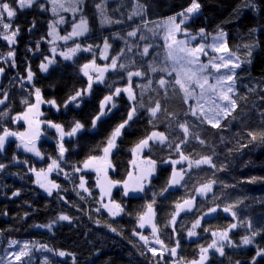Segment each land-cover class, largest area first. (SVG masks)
<instances>
[{
    "label": "trees",
    "instance_id": "trees-1",
    "mask_svg": "<svg viewBox=\"0 0 264 264\" xmlns=\"http://www.w3.org/2000/svg\"><path fill=\"white\" fill-rule=\"evenodd\" d=\"M139 2L147 4V12L143 20L135 16L130 21L128 16L136 7L134 0H107L105 15L121 23L101 24L100 10L95 5L102 0H82L79 8L89 25V32L82 38V43L98 47L104 38H108L111 44L109 59L124 49L125 58L118 62L130 64L131 58L137 67L152 64L163 67L164 38L162 31L153 25L181 12L191 0ZM198 2L200 12L182 27L192 35L201 28L206 35H214L221 30L226 32L228 47L241 64L236 71L232 94L237 107L221 120L219 128H214L191 115L194 99L184 101L179 86L174 85L175 74L166 77L172 82L166 92L157 83L164 73L149 71L143 80L134 77V86L146 84L147 79H151L153 84L143 90L135 88L138 99H141L143 91L145 108H141L138 116L122 130L116 140L117 147L109 157L112 165L110 178L121 182L110 194V200L120 203L124 209L116 217L103 207L96 173L82 167L89 156L101 154L111 132L127 118L131 102L126 93H121L114 98L116 106L112 111L102 117L95 128L91 127V120L98 114L103 97L111 94L110 89L114 91L113 86L123 88L127 85L126 72L123 69L106 72L104 82L93 83L90 94L83 97L79 106L69 104L66 107V100L74 95L75 90L87 88V78L81 69L83 64L91 62V54L79 53L70 60L56 59L47 72H42L39 65L49 56L43 42L48 37V23L52 19L50 5L47 0H38L32 7L17 10L13 26H18L20 31L15 43L10 45L0 34V67L5 69L2 89L9 93V100L0 106V111L8 113L0 119V126L11 131L17 128L13 118L26 107L21 101L32 103L34 88L41 89L44 102L54 100L56 104L55 107H42V123L37 138L41 158L21 150L15 138L7 139L4 151L0 152V163L5 165L0 170V257L7 258V253L15 254L23 242H30L33 249L29 264H43L45 258L52 264H188L198 259L201 247L212 243L215 239L213 232L228 229L236 223L237 228L229 231V239L234 246L225 242L223 256L210 250L205 264H236L237 261L252 264L253 257L256 264H264V257L256 256L257 250L264 248V139L261 138L264 135V0H256L255 10L245 6L246 0ZM145 21L147 26L142 27L140 34L145 35L147 43L152 45L150 56H133L127 53L128 46L137 43L143 46L145 42L138 38L118 37L138 25H144ZM9 51L15 53L14 57H8ZM157 55L159 60L155 59ZM13 59L16 71L21 72L17 77L11 68ZM29 67L34 73L31 83L26 79ZM156 101L161 103L162 111L150 123L152 118L146 108L154 106ZM168 114L175 115L169 117ZM176 118L190 126L187 142L181 145L180 151L193 160L210 156L216 167L202 165L188 170L187 162L178 164L177 169H185L187 175L180 185L169 187L172 165L168 161L179 158L177 150L170 145L185 140L182 130L175 122H170ZM74 120L83 123L85 130L75 137H64L63 143L68 151L61 159L58 152L60 133L49 122L62 124L67 132ZM153 130L165 132L168 136L166 143H155L142 151L145 158L156 161V171L143 192L125 197L122 182L128 178L131 169L132 149ZM250 133L256 136L255 140L250 138ZM53 159H58L59 168L50 173V179L58 188H54L50 195L37 184L34 171L30 169L45 170ZM76 168L80 171H75ZM81 176L88 191L79 187ZM253 177L257 178L254 182ZM209 181H215L212 191L205 196L197 195L196 189ZM16 191L19 195L13 196ZM162 192L164 194L159 195ZM193 197L192 211H183L177 216L173 233L172 227L166 225L175 212V205ZM153 201L158 238L168 248L179 241L176 257L167 252L162 260L152 257L147 251L148 245L139 239L141 234L150 239L153 236L150 229L139 227L138 220L139 215L147 211V204ZM213 207L217 211L209 213ZM225 207H232L236 215L225 212ZM61 214L71 217V221L59 220ZM196 219L201 220V225L195 229L197 235L189 237L187 232ZM111 228L116 231H111ZM252 231L258 235L251 244L243 245L242 237ZM13 240L19 242L14 247L10 246ZM60 251L66 255L60 257Z\"/></svg>",
    "mask_w": 264,
    "mask_h": 264
},
{
    "label": "snow or ice",
    "instance_id": "snow-or-ice-1",
    "mask_svg": "<svg viewBox=\"0 0 264 264\" xmlns=\"http://www.w3.org/2000/svg\"><path fill=\"white\" fill-rule=\"evenodd\" d=\"M38 3V0H0V33H9L4 35V39L8 41L9 44H14L15 39L19 34V27L14 25V17L17 14V10H23L26 7H32L34 4ZM53 4H56L59 8H64V4H57V0H52ZM82 0H75V2H70L67 10H72L75 12H82V9L78 7V4H81ZM136 5L133 13L128 16V19L131 21L135 16H140L143 20L144 15L147 12V4L140 3L139 0H134ZM245 6L247 8L255 10L256 0H246ZM41 9L44 8V5H40ZM97 9L100 10L101 14V24H112V23H121L119 20H110L105 15L106 8V0H102V3H97L95 5ZM201 8L198 0H191V3L188 7L183 9L181 12L177 13L174 16L169 17L166 21L163 22V29L165 32L164 35V60L162 61L163 67H157L154 64L147 66H136V61L134 59H130V64H125L121 61L125 58V50L121 49L120 54L118 56H112L110 59V63L104 65V67L100 68L95 66V58L89 63H85L82 65L83 75L86 76L87 79V88L83 90H75L74 95H70L65 102V106L67 107L69 104H75L79 106V104L83 101V97L85 95L90 94L94 80L93 76L90 74L89 69H93L98 74L95 76V82H104V75L108 71H116L117 69H123L126 72L127 85L123 88L114 87V91L110 89L111 94L105 95L103 99L99 103V112L94 115L91 120V127L95 128L97 126L98 121L102 119L105 115L110 113L112 109L116 106L114 103V98L119 97L121 93L127 94V99L130 101L129 110L127 111V118L123 120L118 126L114 128L108 137L103 151V157L91 155L89 156L83 163L84 168H93L96 167L98 172L103 171L105 175V182L107 184V189L103 186L101 187V191L104 195L110 196L111 188L120 181H110L107 179V169L111 168L112 165L108 161V155L112 152L114 148L117 147L116 140L121 136L122 130L125 129L131 121L134 120L138 116L139 110L141 108H145V104L142 102L143 91H141V99H138L135 88H140L143 90L144 88H150L153 84L151 79H147L146 84L138 83L134 86L133 78H140L141 80L146 79L148 72L152 73H164L160 79L157 81L161 89L167 91V86L172 83L166 77H170L175 74L174 85L179 86V90L183 94V99L185 102L188 101L189 98L196 99V108H191L190 112L193 117H197L201 120V122H206L214 128H219L221 126V120L231 115V112L234 111L237 107L236 99L233 98L234 85L236 81V69L241 67V64L238 63V57L231 53V50L228 47L227 40L225 38L226 34L221 30L217 33L215 37H213V43L210 45L212 50L216 53H221V55L216 62L209 60L207 64L202 63L200 60V55H207L206 46L205 45H197L195 47H189L190 39H178V34L183 35L185 37L190 34L187 32V29L182 27L189 21L193 14L197 13ZM56 11V8H53V12ZM63 23V18L60 20ZM34 26V24H33ZM147 22L145 21L144 25H138L135 28L127 31L123 36H119L118 38L127 39V38H138L139 41H144V45L141 46L139 43L133 45H129L127 48V53H132L133 56L139 54L141 57L150 56V48L151 44L147 43V37L145 35L140 34L142 27H146ZM53 31H55L54 26ZM200 34L204 35L205 30L201 28ZM89 32L88 20L85 16L81 15L78 21L74 18L72 23V30L66 36L60 37L62 40H70L74 38H78L81 36H85ZM52 33H49L51 35ZM191 39H195V37H191ZM135 47V51H134ZM254 47V46H253ZM111 48V44L109 43L108 38H104L103 40V50L101 52V58L104 60H108V51ZM142 49V50H141ZM93 45H88L86 48H82L79 43H76L74 47L69 48L67 52H61L60 55L63 56L66 60L72 59L77 52L80 51H88L92 52ZM245 50L248 48L245 46ZM52 53L55 54L56 49L53 48ZM250 54V53H249ZM15 53L13 51H9L8 57H14ZM156 60H159V56L155 57ZM46 62H42L39 67L42 72H47L49 70L50 65L55 63L53 58L46 57ZM12 67H15L14 59L12 61ZM134 69V70H132ZM214 70V73L210 76L209 72ZM222 70H225L222 72ZM5 69L0 67V74H3ZM34 73L31 71L29 67L26 71V79L29 83L33 80ZM214 80V82H210ZM34 87V86H33ZM34 95L36 102L30 103L28 100L21 101L26 105V111L20 115L15 117L16 120L24 119L27 121L29 125V132H15L9 130L7 127L0 126V152H3L5 149V143L9 137H16L19 139L20 144L18 147H23L25 151L34 153L36 156H40L41 153L36 147L35 140L39 136V121L36 117L39 115V104L43 103L41 97V89L34 88ZM9 100V93L6 91H0V105H5ZM55 106L56 102L54 100L47 101ZM146 111L150 113L151 120L150 123H153L157 118L158 113L162 111L161 103L156 101L154 106H149L146 108ZM8 113L0 111V119L5 118ZM169 117H173L175 114H168ZM31 117V118H30ZM170 122H175L178 129L182 130V133L185 137L184 141H180L175 143L174 145H170V147H174L178 152V159H169V163L172 165L171 177L168 181L169 187L180 185L182 181H184L185 176L187 175V171L183 168L177 169L176 165L183 164L187 162L188 170H191L193 166L199 168L202 165H209L215 168V164L213 163V159L210 156H204L198 159H189L188 156L184 155L181 149V145L187 142V138L190 134V126L187 122H180L179 118L175 120H170ZM49 124L56 128L60 133V142L58 147L59 158H63L64 154L68 149L64 146V137H75L78 133L85 130V125L81 123L79 120H74L70 125V131L65 132L62 124H53L49 122ZM35 125V127H34ZM196 139H199L198 135H195ZM252 140L256 139L254 134H249ZM264 139V135L261 137ZM168 141V136L165 132L153 130L146 138L139 140V142L132 149L133 153L141 152L144 149H150L152 144L159 143L164 144ZM151 142V143H150ZM204 143V141H200ZM15 159V157H14ZM98 162H103V167H97ZM26 163V161H25ZM133 164L136 162L133 161ZM147 168H141L134 175L133 172H128V179L124 180L123 188H124V196L128 197L132 193L143 192L145 190V183L148 178L155 173L156 171V161L152 159L146 160ZM5 165L0 163V170L4 169ZM59 168L58 159H53L51 163L48 165L47 172H52L54 169ZM31 171H36L35 169H30ZM75 171H80L79 168H76ZM44 174V170H40L36 175L39 177ZM257 178L253 177L252 181L254 182ZM40 187L46 188L48 193L52 194L53 188H58L57 185L52 184L50 187L45 183L40 182ZM215 181H209L208 183L202 184L199 188L196 189V192L200 194H205L207 192L212 191V186ZM79 187L88 191L85 188V182L83 177H80ZM167 191V189H165ZM164 193H160L159 195H163ZM13 196L19 195V191L13 192ZM194 197L193 199H186L183 203H177L175 205V212L172 214L170 221L166 225V227H172L173 233H175V224L177 221V216L180 215L183 211H192L194 206ZM154 203H148L146 208L147 211L143 212L139 215V227L144 228L145 225H151V232L153 236H156L155 244L160 247L157 248L155 246H151L147 248V251L151 253L152 257H157L159 260H162L164 257V253L167 252L170 256L176 257L177 255V247L179 246V241L175 242V246L168 248L164 241L158 238V227L154 222L155 210ZM103 207L107 210V212L116 217L120 215L124 211L122 205L115 201H110L109 203H105ZM234 207V206H233ZM225 212H232V215L235 216L236 213L232 211V207H225L223 209ZM99 211V209H98ZM209 213L217 211L216 207L210 208ZM59 220L62 221H71V217L61 214L59 216ZM201 225V220L196 219L195 222L191 225V230L187 232L189 237H193L197 235L195 231ZM237 224L233 223L229 226L228 229L222 230L220 232H213L212 235L216 237L213 239L212 243L207 245V247L200 248V256L198 259L188 262V264H205L208 260L207 253L209 249H214L219 255L223 256L225 242H228L229 246H234L233 242L229 239V231L231 229L237 228ZM251 227L250 224L247 225ZM51 227V225H48ZM111 231L115 232L116 229L111 228ZM258 235L257 232L252 231L250 235H246L242 237L241 243L243 245H249L253 242L254 237ZM139 239L144 242L145 245L149 244V240L147 236L139 235ZM18 241H10L11 245H17ZM46 247V246H45ZM12 255V260L8 262V264H13L17 262V264H29L31 249L29 248V244H23L19 251ZM60 257H64L66 253L64 251H60L58 253ZM257 257H264V248H259L256 252ZM0 260H3V257H0ZM43 264H52L50 260L45 258ZM236 264H240L239 261ZM252 264H256V258L253 257Z\"/></svg>",
    "mask_w": 264,
    "mask_h": 264
},
{
    "label": "rangeland",
    "instance_id": "rangeland-1",
    "mask_svg": "<svg viewBox=\"0 0 264 264\" xmlns=\"http://www.w3.org/2000/svg\"><path fill=\"white\" fill-rule=\"evenodd\" d=\"M107 1V0H106ZM47 2L49 3L50 5V9H51V21L48 23V37L47 39L43 42V44H45L46 48H47V51H48V54L49 56H46V57H49V58H53L54 60L56 59H62V60H66L63 56L60 55L61 52H67L69 48H72L75 46L76 43H79L81 45L82 48H86L88 45L90 44H84L82 43V38H84L85 36H81V37H78V38H74V39H70V40H62L60 39V37H63V36H66L68 33L71 32L72 30V23H73V20L74 18L78 21V19L80 18L81 15L85 16L82 12H73L72 10H67L68 9V5L70 2H75V0H57V4H64V8H59L56 6V4H53L52 3V0H47ZM56 8V11L53 12V8ZM78 7H79V4H78ZM200 12V10L193 14L192 16L194 15H197L198 13ZM61 18H63V23L60 22ZM87 18V17H86ZM169 18V17H168ZM168 18H165V19H162L156 23H154V28H156V30H161L162 31V34H163V38H164V35H165V32H164V29L162 27L163 25V22L166 21ZM51 26H54L55 28V31H53V27H50ZM224 32V31H223ZM49 33H52L51 35H49ZM226 34V32H224ZM0 34H3V35H6V34H9V33H0ZM190 34V33H189ZM217 34H214V35H206L204 33V35H201L200 34V31L196 34H190L189 36L185 37L183 35H179L178 34V39H190L191 42L189 43V47H195L197 45H205L206 46V51H207V55H203L201 54L200 55V60L202 63H205L207 64L209 62V60H212L213 62H216L218 60V58L221 56V55H224V54H221V53H216L212 50V48L210 47V45L214 42L213 41V37H215ZM191 37H195V39H191ZM226 40H227V34L225 36ZM8 42V41H7ZM12 45V44H10ZM55 48L56 49V52L55 54L52 53V49ZM103 50V44L96 47L93 45V50L92 52H88V51H80V52H77L75 55L79 54V53H88V54H91L92 56V60L93 58H95V66L97 67H104V65L106 64H109L110 63V59L108 60H104L101 58V52ZM110 50V49H109ZM232 53V52H231ZM233 54V53H232ZM108 56H109V51H108ZM45 57V58H46ZM44 58V60H45ZM91 60V61H92ZM0 61H1V58H0ZM46 62V61H45ZM238 62V61H237ZM239 63V62H238ZM11 68L14 69V72L16 71V68L15 67H12ZM27 71V70H26ZM225 71V70H222V72ZM237 71V69H236ZM83 72V71H82ZM89 72L90 74L93 76V80H94V83H99V82H95V76L98 74L96 71H94L93 69H89ZM214 73V70H211L209 72V75L211 76L212 74ZM19 74H21V72H17L15 73V76H19ZM86 77V76H85ZM87 78V77H86ZM88 79V78H87ZM210 82H214V80H211L210 79ZM0 91H4L3 89H1ZM33 101L32 103H35L36 102V99H35V95L33 93ZM191 98H189L190 100ZM194 99V103L192 105L193 108H196V99L193 97ZM46 105H50V106H54L50 103H47V102H43V103H40L39 104V115L36 117V119L40 122L39 123V132H40V127H41V116H42V107L43 106H46ZM1 106V105H0ZM55 107V106H54ZM26 111V107L23 109V111L19 114H16L13 118V121H15V124L17 126V128H15L14 130L12 131H15V132H29V125L27 123L26 120L24 119H20V120H16L15 117L17 116H20L22 115L24 112ZM31 118V117H30ZM19 124V125H18ZM35 127V125H34ZM9 138H15L17 139L18 141V144H20V141L18 138L16 137H9ZM8 138V139H9ZM35 144H36V147L38 149V145H37V139L35 140ZM21 150L25 151L23 147H20ZM39 150V149H38ZM27 152V151H26ZM40 152V151H39ZM28 153H31V152H28ZM33 154L35 157L37 158H41L42 156H36L34 153H31ZM111 154V153H110ZM110 154L108 155V161L110 162ZM103 151L101 152V154L99 155L100 157H103ZM148 158H145L143 155H142V151L141 152H136L134 153V156H133V159H132V162L135 161L136 163L133 164L131 162V169L130 171L134 173V175L138 172L139 169L141 168H147V164H146V160ZM184 164V163H183ZM103 162H98L97 164V167H103ZM84 170H88V171H93L96 173L97 175V178H98V184H99V188H100V191H101V187L103 186L105 189H107V184L105 182V175H104V172L101 171V172H98L97 171V168L96 167H93V168H84L82 167ZM48 169V168H47ZM47 169L44 170V174H42L41 176H37L36 173L37 172H40V170H37L34 172V177H35V181H40L42 183H45L46 185H48L49 187L53 184V182L51 181L50 179V173L51 172H47ZM111 168H108L107 169V179L112 181L111 178H110V175H109V170ZM154 174V173H153ZM153 174L151 176H153ZM150 176V177H151ZM149 177V178H150ZM148 178V180H149ZM128 179V178H127ZM148 180L146 181V183L148 182ZM145 183V184H146ZM39 186L40 184L37 183ZM115 186H118V184H115L111 190L115 187ZM42 188V187H41ZM45 192H48L46 190V188H42ZM54 189V188H53ZM52 189V190H53ZM209 193V192H207ZM207 193L205 194H200L197 192V195L199 196H205ZM111 194V193H110ZM101 197H102V201H103V204L105 203H109L111 200H110V196L108 195H104L101 191ZM144 228H148L151 230V225H145ZM144 228H141V229H144ZM152 233V232H151ZM153 235V234H152ZM216 239V237H214ZM157 239L156 236H152V238H148L149 240V244H148V247H151V246H155L157 248H159L160 246L159 245H156L155 244V240ZM25 243H28L29 244V248L33 249V244L30 243V242H23V244ZM14 247V245H13ZM37 248H39V246H37ZM210 250H214V249H209ZM19 251L18 249L15 251V253ZM8 256L7 258H3V260H0V264H8L9 261L12 260V255L9 256L10 253H7ZM13 264H17V262H14L13 261Z\"/></svg>",
    "mask_w": 264,
    "mask_h": 264
},
{
    "label": "water",
    "instance_id": "water-1",
    "mask_svg": "<svg viewBox=\"0 0 264 264\" xmlns=\"http://www.w3.org/2000/svg\"><path fill=\"white\" fill-rule=\"evenodd\" d=\"M4 78H5V72L3 74H0V89L2 88Z\"/></svg>",
    "mask_w": 264,
    "mask_h": 264
}]
</instances>
